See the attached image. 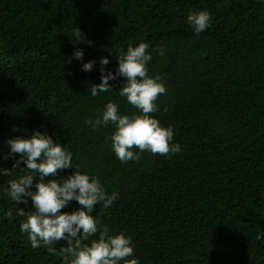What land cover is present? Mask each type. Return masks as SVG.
Returning a JSON list of instances; mask_svg holds the SVG:
<instances>
[{
  "label": "trees",
  "instance_id": "obj_1",
  "mask_svg": "<svg viewBox=\"0 0 264 264\" xmlns=\"http://www.w3.org/2000/svg\"><path fill=\"white\" fill-rule=\"evenodd\" d=\"M201 10L212 19L196 34L187 15ZM140 42L149 45L148 74L166 88L152 115L173 129L181 152L121 162L110 139L115 125L95 120L109 101L120 114L138 110L119 95L120 76L107 93L93 97L90 88L100 82L102 57L105 74L115 73L121 52ZM37 130L118 194L92 215L131 239L139 264H264V3L0 0V170L14 171H0V264H65L20 231L16 212L34 210L31 199L16 205L5 193L8 180L27 171L23 162L13 167L20 157L8 155L7 141ZM79 207L73 200L62 211ZM51 247L59 253L68 244Z\"/></svg>",
  "mask_w": 264,
  "mask_h": 264
},
{
  "label": "clouds",
  "instance_id": "obj_2",
  "mask_svg": "<svg viewBox=\"0 0 264 264\" xmlns=\"http://www.w3.org/2000/svg\"><path fill=\"white\" fill-rule=\"evenodd\" d=\"M212 17L208 11L189 12L187 22L196 34L204 31ZM77 28L75 35H80ZM149 45L140 42L135 47L128 46L121 52L116 72H107L103 66L109 63L107 57L100 59L101 78L98 84H92L90 95L107 93L111 87L110 80L117 76L123 78L119 95L137 109L131 116L120 114L117 104L109 101L94 126L115 125L111 134L112 149L121 162L138 161L139 153L150 152L153 155L167 156L181 152L178 143H173L174 132L171 127L162 126L152 113L158 110L157 99L166 92L160 76H150L147 64L152 59L148 52ZM164 55V50H160ZM74 57L83 58L82 50H76ZM92 61L83 64L84 71H90ZM85 123H92L86 120ZM10 146L8 155L18 154L20 159L14 168L23 162L26 173L8 180L6 195L15 204H27L31 199L34 210L25 211L19 208L16 215L24 217L20 223V231L27 233L33 248L47 247L48 254L62 255L65 264H139L133 255L131 239L123 232L111 234L106 225L101 226L99 220L92 215L99 204L103 208L110 207L118 199L116 192L108 193L98 177L90 176L76 169L72 162V153L61 143L54 142L53 137L34 131L30 137H15L7 141ZM134 149H138L139 152ZM74 167V171L60 179L57 177L66 169ZM5 176L14 171L0 170ZM33 188L35 190H33ZM75 200L79 208L67 212L62 211L71 201ZM13 216L11 210L5 214ZM89 244L82 241L89 237ZM64 240L68 247L58 253L51 245Z\"/></svg>",
  "mask_w": 264,
  "mask_h": 264
},
{
  "label": "rangeland",
  "instance_id": "obj_3",
  "mask_svg": "<svg viewBox=\"0 0 264 264\" xmlns=\"http://www.w3.org/2000/svg\"><path fill=\"white\" fill-rule=\"evenodd\" d=\"M73 1H74V2H80V0H73ZM253 1H255V2H262V3H264V0H253ZM73 12H74V10H73V9H71V11H70V13H69V16H71Z\"/></svg>",
  "mask_w": 264,
  "mask_h": 264
}]
</instances>
